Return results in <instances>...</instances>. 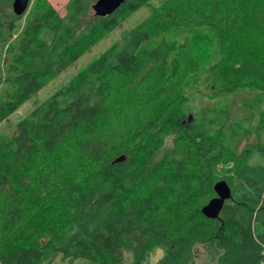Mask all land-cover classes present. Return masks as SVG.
<instances>
[{
  "label": "trees",
  "instance_id": "1",
  "mask_svg": "<svg viewBox=\"0 0 264 264\" xmlns=\"http://www.w3.org/2000/svg\"><path fill=\"white\" fill-rule=\"evenodd\" d=\"M95 1L15 16L0 0V124L149 0H122L103 17ZM228 4L233 14L220 21ZM156 17L214 32L225 94L264 93V49L251 56L238 45L251 32L264 45V0H206L189 25L165 4L152 10L0 138V264H125V254L142 264L155 247L166 253L158 264H178L193 242L216 264H264V166L233 174L250 194L232 188L238 196L217 218L201 215L221 144L185 113L182 82H168L187 42L143 47ZM220 162L232 174L233 161Z\"/></svg>",
  "mask_w": 264,
  "mask_h": 264
},
{
  "label": "rangeland",
  "instance_id": "2",
  "mask_svg": "<svg viewBox=\"0 0 264 264\" xmlns=\"http://www.w3.org/2000/svg\"><path fill=\"white\" fill-rule=\"evenodd\" d=\"M67 1L30 0L25 14L35 4L41 6L47 4L58 15L62 16ZM205 1L149 0L81 55L73 64L48 81L15 112L10 114L0 124V138L10 137L14 132V125L20 119L24 118L36 105L45 100L77 71L102 53L109 45L119 43L122 35L148 16L152 10L165 4L168 9L174 10L182 16V24L187 21L186 25H189L191 21L195 20L197 9ZM224 7H227L224 10H230L231 13L222 12L217 14V17L221 18L220 21L227 20L228 15L233 14L230 4L228 6L224 5ZM161 37L175 44L187 42L186 47L172 57L173 59L175 58L174 60H176L177 64L176 75L170 78L168 82H182L181 98L185 101L183 105L185 113L191 114L196 121L198 119L201 126L210 135H214L216 140L221 144V152L211 158L210 166L215 160L219 162L218 164L216 163L215 181H224L231 193V198L225 202L230 203L236 200L238 194L234 191L232 192V188L238 192L250 194L235 179L234 175L241 174L253 166H264V158L258 155V151L264 148V93L241 88L225 94L220 89L215 65L219 62L220 54H224V49H220L222 41L209 28H180L172 25L164 18L156 17L152 24L150 39L143 47L154 45ZM260 41H262L260 37L254 36L251 32L241 36L238 45L245 49V53L256 56L264 49V45ZM161 103L162 106L171 105V102H168L166 98ZM168 138H166V144L168 143ZM222 158L233 161L232 174L228 170L223 171L222 166L224 168L226 166L225 162H223V165L220 162ZM213 196L214 194L211 195V198ZM209 199H206V201ZM161 250H163L162 247L153 248L146 258H144L142 264H158V261L161 259ZM124 259L125 264H129L130 255L125 254ZM48 260L49 258L45 260L48 264H89L79 260L68 261L61 259L59 256L54 257L50 261ZM178 264H216V262L215 260L210 261L200 243L193 242L187 245L183 258Z\"/></svg>",
  "mask_w": 264,
  "mask_h": 264
},
{
  "label": "water",
  "instance_id": "3",
  "mask_svg": "<svg viewBox=\"0 0 264 264\" xmlns=\"http://www.w3.org/2000/svg\"><path fill=\"white\" fill-rule=\"evenodd\" d=\"M122 2V0H96L91 5V10L94 11L96 16H106L111 14ZM11 11L15 16L22 15L28 8V0H12ZM190 118V116H188ZM123 156L117 157L113 162H121ZM212 190L215 197L211 198L200 209V213L207 219H215L225 200L230 198V191L224 181H217L213 184Z\"/></svg>",
  "mask_w": 264,
  "mask_h": 264
},
{
  "label": "clouds",
  "instance_id": "4",
  "mask_svg": "<svg viewBox=\"0 0 264 264\" xmlns=\"http://www.w3.org/2000/svg\"><path fill=\"white\" fill-rule=\"evenodd\" d=\"M164 255H166V253H164V251L161 250V259H163Z\"/></svg>",
  "mask_w": 264,
  "mask_h": 264
}]
</instances>
